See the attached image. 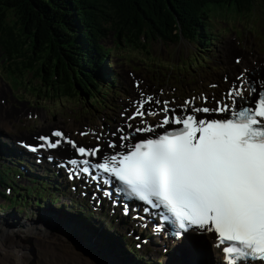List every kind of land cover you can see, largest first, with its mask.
I'll return each mask as SVG.
<instances>
[{"label":"snow or ice","instance_id":"6c2138e0","mask_svg":"<svg viewBox=\"0 0 264 264\" xmlns=\"http://www.w3.org/2000/svg\"><path fill=\"white\" fill-rule=\"evenodd\" d=\"M244 95L239 90L230 92L231 105L221 101L218 108H194L186 116L173 113L169 117L165 102L161 109L164 116L156 127H182L135 143L126 154L104 156L101 163L83 159L79 163L85 167L79 172L89 173L94 180L99 173L108 174L130 198L153 208L164 207L169 215L163 218L171 219L177 237L192 226L202 230L211 226L208 230H214L221 242H232L224 249L228 264L247 258L264 261V95L255 96L249 106H238ZM151 99L141 101L129 119L156 115L145 113V104ZM189 106L186 101L184 107ZM210 112L224 113L226 118H197L196 113ZM136 131L151 133L154 128ZM39 140L31 151L56 149L63 143L71 145L80 157H95L101 151L99 146L91 150L77 146L59 130ZM68 163L77 165L78 160ZM90 168L97 174L92 175Z\"/></svg>","mask_w":264,"mask_h":264},{"label":"rangeland","instance_id":"374dc122","mask_svg":"<svg viewBox=\"0 0 264 264\" xmlns=\"http://www.w3.org/2000/svg\"><path fill=\"white\" fill-rule=\"evenodd\" d=\"M205 9H207L208 18L204 17L203 21L208 31L211 32V37L215 39L212 40V44H208L209 47L203 49L202 45L195 43L194 40L184 38L176 42L150 40L147 42L148 46L145 45L146 51L149 50L148 54H141L139 49L120 48L115 55L110 54L112 56L111 71L116 76V83L113 87L117 95L113 97L109 92L103 99L98 96L97 99L101 102H94V104L88 98L84 99L82 95L73 98L65 96L51 98L36 95L29 85L22 89L16 84V80L5 72L3 69L5 62L0 59V62L2 61L0 99L6 105L5 120L9 125L8 128L0 125V133L12 143L15 138H22V135L33 134L38 130L44 131L53 125L70 131L81 128V125H93L99 127L102 134L109 135L110 132L112 133L113 126L121 121L118 116L119 108L125 109L130 105L128 99L131 94L124 86L126 84L124 78L128 75L142 80L139 83L140 88L146 87V90L153 91L162 97L183 98L208 89L221 93L222 88L229 84L228 80L224 82V76L227 75L229 78L231 74L228 69L229 59H231V64L239 65L233 61L235 56L242 60L245 57L248 62L257 57H264V0H254L253 10L248 12L238 11L234 5L228 4L210 5ZM4 14L9 16L8 11H4ZM5 19L10 23L12 21V19ZM151 69L159 70L160 73H153ZM240 69L241 67L232 73L236 74ZM30 83L36 85L39 80H31ZM103 102H108L110 105L104 106ZM27 113H34L36 116L27 117ZM18 145L20 144H13L12 148L17 153L16 155L20 156ZM1 167L2 171L6 169L4 164ZM15 170V166L11 165L10 171L13 175L16 174ZM13 178L17 181L16 187L11 186L13 189L20 184H29L28 180L24 182L21 178L15 176ZM73 196L74 206L69 210L65 207L50 205L46 201H43L40 206H35L33 201H26V199L23 204H20V200L16 205H9V201L0 200V258H11L12 246L21 242L18 236L8 232L9 230L23 221H32V218H46L45 212L49 215L54 213L60 216L58 212L62 211L76 223V239L81 233L89 235L93 241L99 243L101 248L92 245L89 249L92 254L99 253L98 248L101 252L103 250H107L110 254L115 252L123 260L126 258L131 260L133 256L130 241L129 237L125 236V232L119 230L113 232L112 225H106V222L101 225L99 220L92 215L87 216L85 212H78L77 193H73ZM12 200H15L14 196ZM97 214L106 219L107 215L103 209ZM50 223L55 227L68 226L63 218L52 219ZM106 227L109 230H106ZM120 233L122 238L119 237ZM30 242L29 239H22V246L29 248L32 245ZM183 245L187 250L192 251L193 255L194 252L199 253L193 250L188 243ZM205 255L209 257L208 254ZM144 260L147 264H156L153 261H157V257L148 254ZM119 263L122 264V262ZM119 263L114 262V264ZM133 264L136 263L133 262Z\"/></svg>","mask_w":264,"mask_h":264},{"label":"trees","instance_id":"16d2710c","mask_svg":"<svg viewBox=\"0 0 264 264\" xmlns=\"http://www.w3.org/2000/svg\"><path fill=\"white\" fill-rule=\"evenodd\" d=\"M252 2L254 0H0V59L5 62L3 69L17 85H29L38 96L73 98L82 95L95 102L98 96L114 90L116 79L111 71L110 54L115 55L120 48L139 49L141 54H148L145 45L149 40L175 42L181 38L194 40L206 49L212 37L203 21L204 17L208 18L205 8L228 4L238 11L248 12ZM4 11H8L9 16H5ZM5 18L12 19L11 23ZM31 80H39V83L34 85ZM0 183L9 191V195H5L0 188V200L15 205L17 200H12L11 193L15 194L18 189L11 186L16 187L17 181L2 173ZM25 189L24 194L39 198H44L46 192L38 184ZM24 194L19 193L18 198L25 199ZM80 236L101 248L89 235L80 233ZM193 246L203 252L204 246Z\"/></svg>","mask_w":264,"mask_h":264},{"label":"bare ground","instance_id":"6f19581e","mask_svg":"<svg viewBox=\"0 0 264 264\" xmlns=\"http://www.w3.org/2000/svg\"><path fill=\"white\" fill-rule=\"evenodd\" d=\"M263 63L264 57H257L251 62H248L244 57L240 63L241 69L237 72V75L233 76L232 72L237 69L239 65L231 64V59L228 60V69L231 72V78L228 79V83L234 91L239 90L244 92L245 95L243 100L249 101L257 91L264 89V73L260 72L256 74L253 79L245 84L242 83L240 87L237 85V82H243V77L247 74L248 70L262 65ZM124 81L126 83L124 85L125 89L131 96H134V101L142 97H147V99L149 97L152 98L151 101L145 104V113L151 111L156 113V115L145 114L143 117H136L135 120H131L128 116H124L121 121L113 126L112 135L106 139L102 138L100 143L84 142L79 139L73 140L77 146H84L86 150H91L99 146L101 151L95 157H80L71 145L63 143L56 149H39L41 159L35 161L34 158L25 156L21 149H18L20 156L16 155L17 153L14 152L12 148L13 143L0 134V164L6 163L15 166L18 178L27 177L31 179L34 184L42 185L46 190L44 198L36 197L34 194H24L27 195L25 198L26 201H33L35 206H40L43 201H46L48 204L56 205L60 208L65 207L68 210L73 209L75 201L73 193L77 190V184L74 177H72L71 180H68L66 177L67 173L71 172L72 174L76 167V165L68 163L72 153L81 159L88 158L90 160L98 158L99 156H111L124 153L128 143L132 141L130 138L126 140L121 139L122 136L127 137L125 129L130 127L129 125H131L130 128L134 129L143 128L146 124L154 128L157 124L153 121L164 116L161 109L164 107L165 102L168 106H184L187 101L190 102L189 108H196L203 105L201 97H186L180 102L168 100L165 97L159 99L148 90L134 91L128 76L124 78ZM221 95L224 99V104H231V100L228 98L229 95H226L224 91H221ZM202 96L205 97L206 95L203 94ZM211 98H209L210 101H212ZM240 101L242 100H238V102ZM147 105L150 106L148 109L146 107ZM5 111L6 105L0 102V125L8 128L9 125L5 120ZM121 112L122 111H120V113ZM142 120L146 123H141ZM56 130L62 131L64 135L70 139L67 132L61 130L57 125L48 127L44 131L38 130L33 134L22 135V137L25 140L33 141L38 146L41 143L39 137H50L52 132ZM79 130L84 129L81 128ZM74 132L79 137L75 129ZM87 135H91V131H88ZM109 145H114V147H110ZM69 167L73 168L72 171H69ZM25 199L22 200V197L17 198L16 204L19 203L20 200V204H23ZM146 207L144 203L135 205L138 215L135 219V232L130 236V249L133 258L129 254H126V256L131 257V260H127V258L123 260L115 252L111 254L104 250L101 252L98 248L97 250L99 253L92 254L89 250L92 248L91 243L81 236L76 239V223L70 216L59 211L58 214L60 216L54 213L49 215L45 212L44 215L47 219L44 217L32 218V221H23L16 226L17 228L14 227L9 230L8 232L14 236H18L21 242L12 246L11 258H0V264H114V262H122V264H133V262L136 264H147L144 258H147L148 254L157 257V261H153L156 262V264H179V262L180 264H227L220 260L222 255L219 253L218 249L212 246L206 253L194 252L195 254L193 255V252L187 250L183 244L188 243L190 246H204L205 242L195 236H188L186 234L182 237H172L169 235L167 228L165 229L166 234H164L163 229L153 214L154 210L149 209V211L146 212ZM56 218H63L68 226H51L53 222L50 223V221ZM206 236H208V234H206ZM22 239H29L32 245L29 246V248L23 247ZM205 254H208L207 256L209 257H206ZM109 257L111 259H109Z\"/></svg>","mask_w":264,"mask_h":264},{"label":"water","instance_id":"95a60500","mask_svg":"<svg viewBox=\"0 0 264 264\" xmlns=\"http://www.w3.org/2000/svg\"><path fill=\"white\" fill-rule=\"evenodd\" d=\"M205 245H206V247H205V248L207 249V251H209L208 244H205Z\"/></svg>","mask_w":264,"mask_h":264}]
</instances>
